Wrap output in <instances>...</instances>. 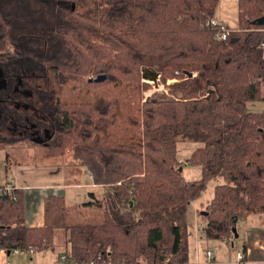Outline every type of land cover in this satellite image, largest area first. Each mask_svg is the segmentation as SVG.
Returning a JSON list of instances; mask_svg holds the SVG:
<instances>
[{
	"label": "trees",
	"instance_id": "trees-1",
	"mask_svg": "<svg viewBox=\"0 0 264 264\" xmlns=\"http://www.w3.org/2000/svg\"><path fill=\"white\" fill-rule=\"evenodd\" d=\"M218 1L0 0V70L8 79L23 80L18 63L28 60L29 74L45 67L61 85L118 91L48 101L50 123L40 128L51 135L30 143L50 158L71 151L105 195L76 204L48 196L44 225L31 227L24 190L15 187L0 195V249L54 250L64 229L65 253L80 261L181 264L187 210L210 179L224 180L207 214L199 212L208 239L235 238L240 219L264 211V110H247L264 96V24L255 22L264 0H238V25L226 39L207 25ZM145 69L160 74L166 94L145 95ZM100 74L106 79L90 80ZM180 138L203 142L188 158L202 167L201 179L183 176ZM8 145L0 140V149ZM242 148L256 157L240 160Z\"/></svg>",
	"mask_w": 264,
	"mask_h": 264
},
{
	"label": "rangeland",
	"instance_id": "rangeland-1",
	"mask_svg": "<svg viewBox=\"0 0 264 264\" xmlns=\"http://www.w3.org/2000/svg\"><path fill=\"white\" fill-rule=\"evenodd\" d=\"M238 0H219L215 15L216 17L223 23L227 24L231 28H235L238 25ZM11 50L12 46L9 45L7 50ZM29 61L26 60L25 62H19V72L24 75L25 85H28L29 88H34L38 92V95L42 97L43 95L46 96L45 91L49 92V94L52 95L51 98V104L55 102L56 98L58 96H61L63 99L68 100H74L77 99H88L93 98L96 94H105L106 96L112 97L115 94H118V91L114 88V86H109L107 88H101L97 90H91L87 86H85L83 83H74L70 82L68 84H59L54 76V73L45 67L39 68L36 71H44L45 74H41L39 76V73L36 72V74H29V69L27 68ZM144 75L150 74L155 75V72L153 69H145V72H143ZM11 75V74H10ZM23 76H18L17 79H15L13 76H11L10 79H8V83L3 86V88H0V131L9 129L11 132H9L11 135L8 137V134L6 133V136L3 138L9 142V145L7 146V151L10 153V162L11 164H17V163H47L48 159L50 157H45V148L41 144H35L31 145V138L37 139L41 136V132H37L36 126L31 124L29 122L30 118L35 119L36 117L41 120H45V118L50 121L49 117L47 115L38 116L37 112L40 109H36L33 106H30L26 102H21L23 98L32 97L30 92L31 90H24V92L27 93V95L20 91V88L22 87L20 79ZM36 82H35V81ZM40 84V85H39ZM162 84V83H161ZM157 86V83H154L151 85V89H153V86ZM162 88H159L155 91H152L150 95L154 94L155 92L158 94L167 93L168 88L162 84ZM44 90V91H43ZM149 91V90H148ZM15 92H19L17 95ZM22 92V93H21ZM21 93V94H20ZM146 95V94H145ZM264 95V91H263ZM149 96V95H148ZM49 100H46V103ZM42 101L36 100L34 102L35 105H42ZM48 104V103H47ZM247 110L251 112H258L264 110V96L263 99L256 100V101H250L247 103ZM27 111H33L35 115L28 114ZM46 111V109H45ZM40 112V111H39ZM30 124V125H29ZM38 127V126H37ZM15 129H19V131L15 132ZM40 131V130H39ZM46 132H49L46 130ZM2 138V137H0ZM41 140V139H39ZM203 146V142L195 141L192 139H184L180 138V140L177 142V156L182 164V174L187 180H198L202 178V167L200 165H193L188 161V158L191 156V154L198 148ZM256 151H254V148H242L240 150L239 156L240 160L242 161H248L250 158L253 159L256 157ZM5 151L0 150V175L4 173V165H5ZM55 158H62L55 157ZM72 153L71 151H68L66 155L63 156V160L61 162L62 165H65L64 162H69L71 160L72 162ZM57 160V159H55ZM13 168V166H12ZM89 175L87 173V169L85 167H81V174H80V180L82 183H88ZM223 178H212L208 181L206 189L203 191L202 195L194 200L191 205L189 206L187 210V232H188V244L191 245L193 240V231L196 229L197 231L203 232L202 228H195V217L197 210L206 211L205 207L206 205L212 200L215 192V186L221 182H223ZM82 190L84 189H67V199L70 203H82L89 198H81L79 196L82 194ZM80 193V194H79ZM74 195H76V200H73L72 198ZM201 216L198 221L200 224ZM241 221L243 219H240ZM240 221V224H241ZM239 224V225H240ZM66 237L67 233L64 229H60L57 232L56 236V247L55 249H48L43 251H38L35 254H25L18 256L14 253L10 256V260L14 264H18V261L20 264H62L60 260V254L65 252L67 243H66Z\"/></svg>",
	"mask_w": 264,
	"mask_h": 264
},
{
	"label": "crops",
	"instance_id": "crops-1",
	"mask_svg": "<svg viewBox=\"0 0 264 264\" xmlns=\"http://www.w3.org/2000/svg\"><path fill=\"white\" fill-rule=\"evenodd\" d=\"M48 131H45L47 136L51 135V131ZM9 132L11 131L8 129L0 131V136L5 137L7 133L10 137ZM6 149L7 147L0 149L5 151L4 173L0 175V187L12 183L16 188L24 190L25 220L28 226L44 225V202L48 196L63 195L68 202V188L84 189L82 194L79 193L81 198H89L91 192L99 198L105 195V187L95 184L88 170V183L81 182V167L76 166L71 160L64 162L65 165H62L60 160H63V157L59 159L47 158V163H17L12 165L10 158L7 157V153H10ZM72 198L76 200V195ZM69 204H76V202ZM199 212L204 215L201 210H197L195 228L204 224L202 217L201 223H198ZM242 219L237 224L239 236L234 238L236 247H233L226 238L208 239L202 227L203 232L194 229L192 238L194 243H192V247L189 245L188 261L181 264H206L207 250H213V264H237V250L241 248L246 254V264H264V211L253 212ZM11 255V252L7 253L5 249H0V264H6L7 261L14 264L10 260ZM18 264H20L19 261Z\"/></svg>",
	"mask_w": 264,
	"mask_h": 264
},
{
	"label": "built area",
	"instance_id": "built-area-1",
	"mask_svg": "<svg viewBox=\"0 0 264 264\" xmlns=\"http://www.w3.org/2000/svg\"><path fill=\"white\" fill-rule=\"evenodd\" d=\"M207 25L208 26H213V27H217L218 30L216 32V37L218 39H226L228 37V35L230 34L231 31L235 30V28H231L229 27L227 24L221 22L217 17H213L210 20L207 21ZM144 81H147L149 83H151L152 85L154 83H157V86H153L154 88L146 91V95H150V93L152 91H155L159 88H162V82L160 79V74L157 73V75H145L143 77ZM176 80V78H170L168 79V82H172ZM162 83V84H161ZM164 85V84H163ZM165 86V85H164ZM15 189V186L12 183L7 184L6 186H4L3 188H0V195H13V190ZM199 227L204 228L203 224L198 225ZM226 239L229 241V243L233 246L236 247V243H235V239L232 237H226ZM37 251V249L33 246H29L27 248L25 247H21V248H16L13 250L12 253L21 256V255H25V254H35ZM60 260L62 262V264H114L112 263L111 260H109V263H101L99 262V260H101V257H99L98 259H91V260H85V261H80L76 258L73 257H69L65 252H63L62 254H60ZM107 262V261H106ZM237 264H246V254L243 250V248L238 249L237 250V259H236ZM206 264H213V250H207V260L205 262ZM6 264H11L10 261H7ZM118 264V263H116ZM121 264V263H119ZM124 264V263H122ZM134 264H170V258L165 259L163 262L160 263H151L148 261H140L139 263H134Z\"/></svg>",
	"mask_w": 264,
	"mask_h": 264
},
{
	"label": "flooded vegetation",
	"instance_id": "flooded-vegetation-1",
	"mask_svg": "<svg viewBox=\"0 0 264 264\" xmlns=\"http://www.w3.org/2000/svg\"><path fill=\"white\" fill-rule=\"evenodd\" d=\"M5 75V74H4ZM5 77L7 78V76L5 75ZM7 80H8V78H7ZM20 82H21V85H22V87L20 88V91H22V92H24V90H28V89H30L31 90V92H30V94H31V96L32 97H28V99L27 98H23L22 99V103L23 102H26V103H28L30 106H33L34 108H36V109H40L38 112H37V115L38 116H43V114L41 113V112H43L44 113V115H46V114H49L47 111L49 110H47V105H46V100L48 99L49 101H50V103H51V98H52V95L51 94H49V92L47 91H45V93H46V96H42V97H40L39 95H38V91L36 90V89H34V88H29V86L28 85H25V83L23 82V80H22V78L20 79ZM8 83V82H7ZM40 85V84H39ZM0 88H3V87H0ZM44 91V90H43ZM21 92V93H22ZM16 93V95L19 93V92H15ZM20 93V94H21ZM26 95H27V93L26 92H24ZM49 94V95H48ZM48 97V98H47ZM36 100H40V101H42L43 103H42V105H35L34 104V102H36ZM45 109H46V111H45ZM27 113L28 114H31V115H35L34 114V112L33 111H27ZM39 119H40V117H39ZM37 117L35 118V119H33V118H30L29 119V122L31 123V124H33V125H35L36 126V130H38L37 132H41V128H40V122L41 121H44V122H47V123H50V121H48L46 118H45V120H39ZM30 125V124H29ZM38 126V127H37ZM9 130V129H8ZM40 130V131H39ZM46 130H50V129H45V131ZM16 131H19V129H15V132ZM45 133L46 132H41V136L40 137H38L37 139H34V138H31L30 140H39V139H43V137H46L47 135H45ZM0 137H2V136H0ZM4 137H2V138H0V140H5V139H3ZM5 141H7V140H5ZM40 141V140H39Z\"/></svg>",
	"mask_w": 264,
	"mask_h": 264
},
{
	"label": "water",
	"instance_id": "water-1",
	"mask_svg": "<svg viewBox=\"0 0 264 264\" xmlns=\"http://www.w3.org/2000/svg\"><path fill=\"white\" fill-rule=\"evenodd\" d=\"M256 23L258 24H264V16L260 17L259 19H257L255 21ZM189 76H192L193 73L192 72H189L187 71L186 72ZM155 75H157V73H155ZM106 75L105 74H100L98 76H96L95 78H90L91 81H95V82H100V81H103L106 79ZM7 84V80L5 78V75L4 73L0 70V87H3L4 85ZM180 170H182V166L180 167ZM203 214H207V211H202ZM234 232H235V237L237 238L239 236V233H238V230L237 228L234 229ZM10 253V252H9Z\"/></svg>",
	"mask_w": 264,
	"mask_h": 264
}]
</instances>
